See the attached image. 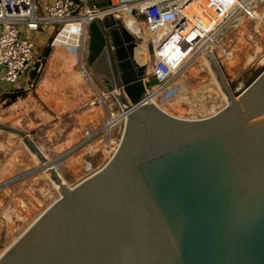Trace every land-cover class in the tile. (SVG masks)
I'll use <instances>...</instances> for the list:
<instances>
[{
	"label": "water",
	"instance_id": "obj_1",
	"mask_svg": "<svg viewBox=\"0 0 264 264\" xmlns=\"http://www.w3.org/2000/svg\"><path fill=\"white\" fill-rule=\"evenodd\" d=\"M87 28L86 63L127 115L121 144L75 187L53 168L61 197L0 264H264V72L236 98L209 52L230 103L183 120L148 99L147 43L128 14Z\"/></svg>",
	"mask_w": 264,
	"mask_h": 264
},
{
	"label": "rangeland",
	"instance_id": "obj_2",
	"mask_svg": "<svg viewBox=\"0 0 264 264\" xmlns=\"http://www.w3.org/2000/svg\"><path fill=\"white\" fill-rule=\"evenodd\" d=\"M246 11L237 17L238 23L232 22L224 46L213 51L236 98L264 72V1L255 11ZM137 20L145 23L143 18ZM22 33L34 42V53L43 58L44 66L39 74L30 71L12 84L2 80L0 67V125L6 127L0 128V256L61 197L49 168L69 187L77 186L107 165L124 130L121 124L110 133L100 132L121 110L114 93L93 75L92 86L85 90L83 80L74 76L76 83L68 70L59 69L62 66L53 70L49 66L54 49L48 52V47L57 33L55 26L37 32L25 28ZM147 79L152 82L150 76ZM176 81L181 85L178 98L170 103L157 100L159 108L171 116L202 120L228 105L212 68L200 54Z\"/></svg>",
	"mask_w": 264,
	"mask_h": 264
},
{
	"label": "built area",
	"instance_id": "obj_3",
	"mask_svg": "<svg viewBox=\"0 0 264 264\" xmlns=\"http://www.w3.org/2000/svg\"><path fill=\"white\" fill-rule=\"evenodd\" d=\"M145 0H120L117 4L104 9L85 11L89 0H55L52 4H44L39 0H0V67L2 80L7 84L17 83L28 72L40 73L44 66L42 57L34 53L35 44L25 37L22 29L30 32L41 31L44 26H55L56 35L61 33L66 26L81 22L83 28L97 18L117 12H127L132 16L143 18L149 26L151 33L157 35L150 40L153 69L147 73L152 82L145 79L147 85V97L150 91H158L157 99L162 103H170L176 100L180 94V84L176 81L183 65L192 53V48L206 43L212 46H224V35L228 27V21L238 23V16L248 14L257 9L258 3L264 0H225L228 5L221 4V0H204L208 9L214 8L217 16L223 21L212 18L203 29L192 20V9L203 12L200 7H195L199 0H155L150 6H141L139 3ZM250 6V7H249ZM85 12V14L83 13ZM234 15L231 16V13ZM205 13V12H204ZM238 14V15H235ZM198 18V17H197ZM232 18V19H229ZM225 22L226 25H225ZM224 26V27H223ZM86 32V31H85ZM174 35L182 38V44L175 52L166 53V46ZM82 43L71 46L65 45L79 57V71L85 78H91V72L87 66L85 54L82 53ZM85 44V43H84ZM85 45L83 46L84 50ZM194 54V53H193ZM151 83V84H150ZM32 82L28 85L31 86ZM113 97V96H111ZM115 99V97H113ZM118 102L117 98L115 99ZM120 107V106H119ZM121 110V109H120ZM125 118V122H126ZM112 118L100 130L109 133ZM124 122V125H125ZM116 130V129H115Z\"/></svg>",
	"mask_w": 264,
	"mask_h": 264
},
{
	"label": "bare ground",
	"instance_id": "obj_4",
	"mask_svg": "<svg viewBox=\"0 0 264 264\" xmlns=\"http://www.w3.org/2000/svg\"><path fill=\"white\" fill-rule=\"evenodd\" d=\"M113 1V3L114 4H117L120 0H112ZM155 0H145V1H141L139 4L141 5V6H143V7H145V6H150L153 2H154ZM231 1H233V0H231ZM250 1V5H251V3L252 2H254V0H249ZM197 3L198 4H196L195 5V7L197 8V7H200L201 9H202V11L203 12H199V11H197L195 8L194 9H192V12L194 13L193 14V16H192V20L195 22V23H198L199 24V26L201 27V28H205L209 23H210V21H211V19L212 18H214L215 19V22H217L218 21V23H217V25L221 22V21H223L224 20V18L222 19V17L221 16H217V13L215 12V10H214V8H212V9H208L204 4H207L204 0H199V1H197ZM221 4H224L225 6H227L228 5V2L227 1H225V0H221ZM250 7V6H249ZM85 11H87V13L88 12H91V9L90 10H88V9H86ZM205 12V13H204ZM83 13L85 14V12L83 11ZM126 14H128L135 22H136V24L139 26V28L141 29V31H142V33H143V36H144V38H145V40H146V43L149 45V49L147 50V59H146V68H147V73H149V65H151V71H152V69H153V65L152 64H150L149 62H151L150 61V55H149V52H151V49H150V40H152L153 38H156L157 37V35L155 34V33H151V31L149 30V26H148V24L145 22L144 24H142L141 22H139L138 20H137V18L135 17V16H132L131 14H129V13H127V12H125ZM232 15H234V12H232L231 13V16ZM235 15H238V14H235ZM198 17V18H197ZM229 19H232V18H229ZM226 23L227 22H225V25H226ZM82 23L81 22H79V23H74V24H71V25H69V26H66L65 27V29L61 32V33H59V35H61L62 36V39H63V44H79V38L81 39V38H83V37H85V41L84 42H86V40H87V29L88 28H83L82 27ZM231 25H232V22H230V21H228V27H227V30H226V33L225 34H227L228 33V31H230V28H231ZM224 27V26H223ZM86 31V32H85ZM58 35V34H57ZM56 35V36H57ZM76 36H78V38H76ZM226 36L224 35V38H225ZM57 41V40H56ZM58 42V41H57ZM181 44H182V38L180 37V36H178V35H174L172 38H171V40L168 42V44H167V46H166V50H165V52L166 53H171V51L172 52H175V50H178L179 49V47L181 46ZM213 44H206V43H203V44H201V45H199V46H197V48H192L191 50H192V53L189 55V58H188V60L185 62V64L183 65V69L185 68V66L187 65V64H189L194 58H196L197 56H199V54L202 56V58H206V54H208L209 52H211L212 54H213V56H214V58H215V61L217 62V60H216V57H215V55H214V53H213V51H215L216 50V48H217V46L216 47H214V46H212ZM57 46V48H56V50H55V52L53 53L52 52V55H51V58H50V67H51V69L53 70V69H58V67L59 66H62V67H59V69L60 68H63V70L64 69H66V70H68V72L69 73H71V74H69V75H72V79H73V77L75 76L76 78H78V79H81V80H83V83H84V87H85V90H87L88 89V87H89V84H90V86H92L91 85V83H90V80H91V78H85L84 77V75L83 74H77L75 71H74V67H75V64H76V62H77V59H78V57H77V55L76 54H74L72 51H69V50H67L66 48H62L60 45H56ZM55 46V47H56ZM54 51V50H53ZM194 53V54H193ZM153 59V58H152ZM152 63V62H151ZM48 64V63H47ZM58 66V67H57ZM88 66V65H87ZM89 68V67H88ZM90 70V69H89ZM56 71H58V70H56ZM61 71V70H60ZM90 72H91V70H90ZM67 73V72H66ZM76 73V74H75ZM49 74V73H48ZM54 74V73H53ZM91 75H93V73L91 72ZM182 75V74H181ZM51 76V75H50ZM74 77V78H75ZM93 77H95L94 75H93ZM71 78V77H70ZM46 79V78H45ZM78 79L77 80H74L75 82L76 81H78ZM43 80V79H42ZM181 81V79H179V82ZM147 82V81H146ZM178 82V81H177ZM44 83V82H43ZM42 83V84H43ZM77 83V82H76ZM79 83V82H78ZM45 84V83H44ZM43 84V85H44ZM94 84V83H93ZM41 85V84H40ZM46 85V84H45ZM81 85V84H80ZM103 85V84H102ZM104 86V85H103ZM105 88H106V86H104ZM221 87V86H220ZM90 88V87H89ZM97 88V87H96ZM42 90H44V87H43V89ZM95 90V89H94ZM106 90H107V88H106ZM41 91V90H40ZM108 91V90H107ZM87 92V91H86ZM109 92V91H108ZM151 93H150V95H149V100H150V102L152 103V104H155L158 108H159V106H158V104H157V94H158V91H157V89H156V91H150ZM223 92V91H222ZM41 93H43V91H41L40 92V94ZM110 93H113V92H110ZM224 93V92H223ZM112 96H113V94H112ZM224 96H225V101H226V103L228 102V104L230 103L229 102V99H228V97L225 95V93H224ZM114 97H115V99L117 98L116 97V95L114 94ZM263 104H264V93H263ZM118 103H119V105H120V109H121V112H118L117 114H115V113H113V115H112V125H111V128H114V127H116V126H120L121 124H124V122H125V118H127V115H126V113H125V110H124V108H123V106L120 104V102L118 101ZM161 109V108H160ZM162 110V109H161ZM163 111V110H162ZM163 112H165V111H163ZM166 113V112H165ZM218 113V112H217ZM216 113V114H217ZM168 114V113H167ZM170 115V114H169ZM214 116V115H213ZM123 126V125H122ZM125 125H124V128H122V129H124L123 130V135H124V132H125ZM117 128V127H116ZM113 130H115V129H113ZM113 130H111V131H113ZM110 131V132H111ZM109 132V133H110ZM123 135H122V137H123ZM113 142H115V141H112V143ZM120 143V142H119ZM117 146L114 148V151L116 152L117 151V149L119 148V146H120V144H116ZM42 161H46V159H45V157H42ZM37 162H39L38 161V159L36 160ZM45 161L43 162V164L45 165L46 163H45ZM48 161V160H47ZM40 165V164H39ZM42 165V164H41ZM50 166V165H49ZM106 166V165H105ZM48 167V166H47ZM56 168V167H55ZM47 170H48V168H47ZM52 170V168L50 169L49 168V171H51ZM45 172H46V170H45ZM53 172V170L51 171V173ZM59 175V174H58ZM94 175V174H93ZM60 176V175H59ZM60 178H61V176H60ZM61 183L60 184H62V185H65V186H68L66 183H64V181H63V179L61 178ZM58 186H59V188L60 189H62L61 188V186L59 185V182H57L56 183ZM70 188H72V187H70ZM52 206V205H51ZM48 209V208H47ZM38 219V218H37ZM7 250H5V252H6ZM4 252V253H5ZM3 253V254H4ZM2 254V255H3ZM1 258V257H0Z\"/></svg>",
	"mask_w": 264,
	"mask_h": 264
},
{
	"label": "crops",
	"instance_id": "obj_5",
	"mask_svg": "<svg viewBox=\"0 0 264 264\" xmlns=\"http://www.w3.org/2000/svg\"><path fill=\"white\" fill-rule=\"evenodd\" d=\"M41 3H44V4H52L55 0H39ZM86 9H88V10H90L89 8H86ZM55 38H57L56 40L58 41H55V45L53 46V43H54V40H55ZM76 38H78V36H76ZM82 40H83V43H82V53L80 54L81 56H83L84 55V50H83V46L85 45L84 43V41H85V37H83V38H79V45L81 44V42H82ZM52 43L50 44L49 43V47H48V50L50 49L51 51L54 49V51H53V53L55 52V50H56V48H57V44L59 45L60 44V46L62 47V48H66V46H65V44H63V39H62V36L61 35H57V37H56V33H54L53 34V36H52ZM66 45H68V44H66ZM74 45H78V44H70L69 46H71L72 48L74 47ZM56 46V47H55ZM67 50H69V51H72L71 49H68V48H66ZM51 51H48V52H51ZM73 52V51H72ZM74 53V52H73ZM74 54H76V53H74ZM52 55V54H51ZM77 57H78V55H77ZM80 60H79V57H78V59H77V62H76V64L79 62ZM76 64H75V66H76ZM77 67V66H76Z\"/></svg>",
	"mask_w": 264,
	"mask_h": 264
}]
</instances>
